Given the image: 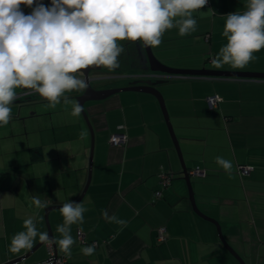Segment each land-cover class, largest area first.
Segmentation results:
<instances>
[{"label": "crops", "instance_id": "0c3cea01", "mask_svg": "<svg viewBox=\"0 0 264 264\" xmlns=\"http://www.w3.org/2000/svg\"><path fill=\"white\" fill-rule=\"evenodd\" d=\"M208 1L193 12L196 31L180 37L177 28L166 30L162 43L151 47L154 56L172 68L264 72V49L254 53L258 59L244 68L215 67L212 60L227 42L222 36L223 15L245 11L247 0ZM28 9L25 5V14ZM137 42L130 55L131 70L92 78L115 80L95 88L126 86L141 73L150 74L146 79L163 81L156 88L184 164L188 171L195 167L204 171L203 176L190 175L196 206L218 222L224 240L245 264H264V79L151 73L144 48ZM25 93L17 92L9 123L0 125V264L26 254L39 242L37 237L31 249L9 251L11 238L24 230L26 218L33 216L39 232H47L44 209L32 204L33 196L49 199V205H63L78 198L88 178L90 132L81 115H72V107L70 118L38 130L24 123V131L14 133L13 124L19 120L15 102L29 100ZM214 94L221 100L210 107L206 98ZM84 109L94 146L90 180L78 202L87 208L84 222L71 226L75 240L71 264H240L222 244L215 224L193 211L156 97L125 90L88 101ZM81 131L86 132L83 138ZM116 133L126 138L113 145L109 138ZM218 156L233 163L231 174L216 164ZM237 164L251 165L253 170L242 177ZM161 170L172 174L165 188L158 182ZM156 190L161 191L158 198ZM113 214L127 224L110 223ZM48 219L59 239L60 208L52 209ZM159 228L164 229L165 240L156 242ZM78 231L88 244L78 242ZM92 241H98L94 254L82 255L80 249ZM56 250L62 252L57 245ZM47 255L48 244H43L28 264Z\"/></svg>", "mask_w": 264, "mask_h": 264}, {"label": "clouds", "instance_id": "9594fccd", "mask_svg": "<svg viewBox=\"0 0 264 264\" xmlns=\"http://www.w3.org/2000/svg\"><path fill=\"white\" fill-rule=\"evenodd\" d=\"M207 3L208 0H51L49 7L39 0H0V125L9 123L10 105L20 88L34 90L51 108L63 98L64 103H72V115L79 116L82 106L65 93L88 86L82 70L90 66L110 71L119 68L118 57L125 50L120 41L158 47L166 30L175 27L180 37L195 32L197 20L193 12ZM22 4L35 6L25 14ZM223 16L222 36L227 42L212 63L216 68H244L258 59L254 53L264 49V0H247L245 11ZM85 135L81 131V138ZM215 162L231 174L230 160L218 156ZM49 202L32 197L37 209L47 208ZM86 211L83 204L75 201L60 207L63 224L56 228L59 239L39 232L35 218L29 216L23 221L24 230L11 238L9 251L31 249L38 237L43 244L57 245L70 258L75 243L71 226L82 225ZM108 220L120 226L127 224L114 214ZM80 251L92 256L95 245Z\"/></svg>", "mask_w": 264, "mask_h": 264}, {"label": "water", "instance_id": "95a60500", "mask_svg": "<svg viewBox=\"0 0 264 264\" xmlns=\"http://www.w3.org/2000/svg\"><path fill=\"white\" fill-rule=\"evenodd\" d=\"M142 43V42H141ZM144 51H145V55L148 61V65H149V70L151 71V73H155V72H160L166 75H190V76H214V77H244V78H261L264 79V72H248V71H225V70H214V69H207V68H201V69H181V68H172L169 66H166L165 64H163L162 62H160L153 54L151 47H144ZM101 68V66H90L89 68L82 70L85 75L84 79H86L88 86L83 90L82 93H80L79 95L76 96V101L82 106V116L84 118V121L86 123V126L90 132V138H91V144H90V154H89V162H88V178L86 181V184L81 192V194L78 196V198L75 200V202H79L89 183L90 180V173H91V165H92V155H93V146H94V132H93V128L92 125L88 119V116L85 112L84 109V103L88 102V101H97V100H103L113 94L119 93L121 91H125V90H134V91H141V92H147L152 94L154 97H156V99L158 100V103L160 105L162 114L164 116V120L166 123V126L168 128L170 137L172 138L174 147L176 149V152L178 154L179 160L181 162V166H182V178L185 180L186 182V186H187V191H188V198L190 200L191 206L193 211L199 215L202 218H205L209 221H211L212 223L215 224L219 238L222 242V244L224 245V247L232 254L234 255V257H236V259L239 261L240 264H245L244 261L237 255V253L226 243V241L224 240V237L222 235L221 229H220V225L218 224V222L208 216H206L204 213H202L198 207L196 206L195 200H194V193H193V188L191 185V181H190V174L188 173V170L184 164V160H183V156H182V152L179 146V142L178 139L174 133L172 124L170 122L166 107H165V103H164V99L163 96L161 94V92L156 88V85L163 82L162 80H151L149 78H145L146 76H150V74H138L137 76L140 77L139 79H135L133 81H130L128 83V85L126 86H122V87H113V88H105V89H94L91 86L90 80L92 79L89 76V73L91 71H97ZM24 90H28V89H24ZM38 96L42 99H44L43 97H41L39 94ZM45 100V99H44ZM62 205H49L47 208H44V218H45V222H46V227H47V233L49 234L50 237H53L52 234V230L49 224V219H48V214L52 209H56V208H60ZM41 245H43V243H41L40 241L30 250L28 251L26 254L21 255L19 257H16L10 261H7L3 264H21V262L29 256V254H31L35 249H37L38 247H40ZM53 250L55 253H57L56 250V245H52Z\"/></svg>", "mask_w": 264, "mask_h": 264}, {"label": "rangeland", "instance_id": "374dc122", "mask_svg": "<svg viewBox=\"0 0 264 264\" xmlns=\"http://www.w3.org/2000/svg\"><path fill=\"white\" fill-rule=\"evenodd\" d=\"M40 2L44 4V0H41ZM119 43L124 46L125 50L118 57V61L122 59V57L124 56L126 58L125 63L120 64V67L113 71H110L107 68L101 66L99 70L90 72L91 78H95V77L104 78L105 76H108V75L115 76V75H119L120 72L122 71L131 70L132 64H131L130 55L134 51L133 42L132 41H120ZM137 43L143 49L142 43L140 41H138ZM103 78L98 81L93 80L92 87H102L104 85H110L113 81H115L113 80V78H110V79H103ZM22 91H23L22 88L16 90V92H22ZM76 92L77 90H74L72 92H66L65 96L69 97L70 100L76 101V96H77ZM29 96H30L29 100L24 99V101L22 102H15V105H17L15 118L19 120L15 121L13 124L14 133H22L24 131V128H23L24 123L27 124L29 128H33V129L36 128V130H38L39 128L42 129V127L44 126L45 127L49 126L51 123H55L56 122L55 120L72 117L70 108L73 107V105L72 103H64L63 98L61 99V103L57 104L55 108H51L49 107L48 101L40 98L37 93L30 92ZM18 112L21 113L20 116H17ZM80 115L82 116L81 113ZM89 137H90V134H89ZM40 247H38L37 250ZM37 250H35L28 257H26L21 262V264H26V263L28 264L32 260L31 256L35 255V253H37Z\"/></svg>", "mask_w": 264, "mask_h": 264}, {"label": "built area", "instance_id": "2783aa9c", "mask_svg": "<svg viewBox=\"0 0 264 264\" xmlns=\"http://www.w3.org/2000/svg\"><path fill=\"white\" fill-rule=\"evenodd\" d=\"M209 3V1H208ZM207 3V4H208ZM206 4V5H207ZM44 5L45 6H51V0H44ZM21 9L23 10V4L20 6ZM207 37V35H206ZM25 95H29L30 92H34V90L28 89L25 90ZM208 104L210 107H214L220 100L221 97L218 95H210L206 98ZM122 127V126H120ZM126 138V135L124 133H116L110 136L109 138V142L113 145L119 144L121 142H123ZM236 172L240 175V176H246L248 175L252 170H253V166L251 165H247V164H237L236 165ZM188 173L190 175H195V176H203L204 175V171L202 169H200L199 167H195L191 170L188 171ZM172 179V174L168 171H163L161 170L158 174V182L161 188H165L169 185L170 181ZM155 196L158 198L161 196V191L160 190H156L155 192ZM78 242L81 244H88L86 243L85 239H84V235L81 231H78ZM165 240V232L163 228H159L157 230L156 236H155V241L156 242H161ZM97 245L98 241H92L90 243V245ZM31 264H71L70 262V258L66 257L64 255L63 252L61 253H55L53 250L52 245L49 246L48 245V255L45 259L40 260V261H36L34 263Z\"/></svg>", "mask_w": 264, "mask_h": 264}, {"label": "trees", "instance_id": "16d2710c", "mask_svg": "<svg viewBox=\"0 0 264 264\" xmlns=\"http://www.w3.org/2000/svg\"><path fill=\"white\" fill-rule=\"evenodd\" d=\"M41 0H39V2H40ZM35 5H33L32 7H34ZM32 7H29V11L31 12L32 11ZM23 10H25V5H23Z\"/></svg>", "mask_w": 264, "mask_h": 264}, {"label": "flooded vegetation", "instance_id": "af4514ba", "mask_svg": "<svg viewBox=\"0 0 264 264\" xmlns=\"http://www.w3.org/2000/svg\"><path fill=\"white\" fill-rule=\"evenodd\" d=\"M89 76H90V73H89ZM92 81H93V79L90 80L91 86H92ZM93 88L96 89L95 87H93ZM81 92H83V90Z\"/></svg>", "mask_w": 264, "mask_h": 264}]
</instances>
